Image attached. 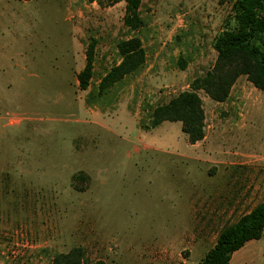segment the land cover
<instances>
[{"label": "rangeland", "instance_id": "obj_1", "mask_svg": "<svg viewBox=\"0 0 264 264\" xmlns=\"http://www.w3.org/2000/svg\"><path fill=\"white\" fill-rule=\"evenodd\" d=\"M236 1L141 0L132 30L122 2L0 0V264H53L77 248L81 264H199L264 200V93L246 76L223 103L197 91L202 141L179 122L149 128L155 108L212 70ZM133 38L140 71L99 94ZM240 256L264 264V232Z\"/></svg>", "mask_w": 264, "mask_h": 264}, {"label": "trees", "instance_id": "obj_2", "mask_svg": "<svg viewBox=\"0 0 264 264\" xmlns=\"http://www.w3.org/2000/svg\"><path fill=\"white\" fill-rule=\"evenodd\" d=\"M28 2L34 0H16ZM88 3L102 5L104 0H86ZM113 5L124 3L123 25L136 30L142 25L139 17L141 0H106ZM235 20L237 28L218 36L214 43L217 53L211 71L196 79L191 91L182 92L166 105L155 108L150 116L149 128L153 129L163 122L181 123V132L188 142L194 145L202 141L204 133V112L197 91L217 103L227 100L231 87L239 76H246L253 86L264 93V0H237ZM120 63L113 67L100 81L98 93L119 83L124 77L136 74L144 64L145 54L137 38L118 44ZM85 66L78 74L79 89L85 91L93 75V45L86 51ZM185 65L180 62V67ZM264 232V200L248 214L241 216L236 223L224 227L199 264H229L232 255L250 241L260 240ZM81 249H73L67 255L56 256L53 264H81ZM95 264H104L96 262Z\"/></svg>", "mask_w": 264, "mask_h": 264}, {"label": "crops", "instance_id": "obj_3", "mask_svg": "<svg viewBox=\"0 0 264 264\" xmlns=\"http://www.w3.org/2000/svg\"><path fill=\"white\" fill-rule=\"evenodd\" d=\"M199 201V200H198ZM244 203H245V201H244ZM249 213V212H248ZM248 213H246V214H248ZM245 215V214H244ZM241 216H243V215H241ZM240 216V217H241ZM240 217H238V219L240 218ZM238 219H236L234 222H232L231 224H229V225H232V224H234V223H236V221L238 220ZM219 234V233H218ZM218 236V235H217ZM217 239V238H216ZM216 242V241H215ZM247 244V243H246ZM246 244H245V246L244 247H246ZM243 247V248H244ZM212 248V247H211ZM243 248H241L240 250H242ZM239 250V251H240ZM239 251H237V252H235L233 255H232V257H231V260H230V262H229V264L232 262V264H237V262H238V259H240L241 258V263H242V260H243V257H238L237 258V260L235 261V259H236V257L239 255ZM235 261V262H234Z\"/></svg>", "mask_w": 264, "mask_h": 264}]
</instances>
